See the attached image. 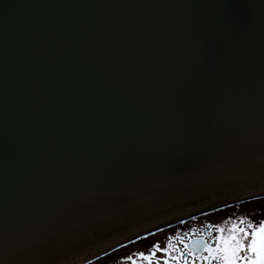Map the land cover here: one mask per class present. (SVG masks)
<instances>
[{
    "label": "water",
    "instance_id": "95a60500",
    "mask_svg": "<svg viewBox=\"0 0 264 264\" xmlns=\"http://www.w3.org/2000/svg\"><path fill=\"white\" fill-rule=\"evenodd\" d=\"M262 197L264 0H0V264Z\"/></svg>",
    "mask_w": 264,
    "mask_h": 264
},
{
    "label": "rangeland",
    "instance_id": "374dc122",
    "mask_svg": "<svg viewBox=\"0 0 264 264\" xmlns=\"http://www.w3.org/2000/svg\"><path fill=\"white\" fill-rule=\"evenodd\" d=\"M258 199H264V197L234 204L220 210L193 217L170 228L156 231L87 264H133V262L135 264H148L147 261L142 259L140 254L150 255L151 252L156 253L152 264H163L164 260H167L168 264H185V262L190 264V257L187 260H184L182 257L184 244L190 238L204 237L208 245L215 249L217 246L215 237H227L229 235L228 229L232 226L233 222L238 227L245 228L248 232L252 231V229L247 228L249 223L258 227L260 222L264 221V201L257 202L256 200ZM241 219L244 220L243 224L240 223ZM217 228H223L224 232H218ZM170 238L171 244L174 245L173 248H170L168 252L156 251V247L154 246L163 249L168 246ZM250 239L251 236L249 235L248 240ZM245 244H247V240ZM246 252L247 249L240 252L239 256H245ZM247 255L256 259L255 253L247 252ZM173 256H176L178 259L173 260ZM204 257H208V259H204ZM196 264H224V261L213 259L208 252H204ZM236 264H248V260H237Z\"/></svg>",
    "mask_w": 264,
    "mask_h": 264
},
{
    "label": "snow or ice",
    "instance_id": "6c2138e0",
    "mask_svg": "<svg viewBox=\"0 0 264 264\" xmlns=\"http://www.w3.org/2000/svg\"><path fill=\"white\" fill-rule=\"evenodd\" d=\"M240 223L243 224L244 220L241 219ZM247 228L252 229V231L248 232L245 228L238 227L237 224L233 222L232 226L228 229L229 235L227 237H215L217 241L215 249L205 244L204 250L207 251L213 259L223 260L224 264H236L237 260L243 259H247L248 264H264V221H261L258 227L249 223ZM217 231L223 233L224 229L217 228ZM249 235L251 236L250 240H248ZM246 240L247 244H245ZM154 247H156V251L168 252L170 248L174 247V245L171 244L170 238L167 247L163 249H160L157 246ZM185 247H187V245H185ZM245 249H247V252L255 253L256 259L248 256L247 252L245 256H239V253L245 251ZM155 254V252H151L150 255H144L141 253L140 256L143 260L147 261L148 264H152ZM129 259H131V257H129ZM172 259L176 260L178 258L173 256ZM204 259H208V257H204ZM133 264H135V262H133ZM163 264H168V261L164 260ZM185 264H187V262H185Z\"/></svg>",
    "mask_w": 264,
    "mask_h": 264
},
{
    "label": "flooded vegetation",
    "instance_id": "af4514ba",
    "mask_svg": "<svg viewBox=\"0 0 264 264\" xmlns=\"http://www.w3.org/2000/svg\"><path fill=\"white\" fill-rule=\"evenodd\" d=\"M183 253H184V251H183ZM201 255H202V254H201ZM201 255H200V256H197V257H195V258H191V257H190V253H188V254H187V259H188V257H190V260H191L190 263H192V264H196V262L200 259ZM187 259H186V260H187Z\"/></svg>",
    "mask_w": 264,
    "mask_h": 264
},
{
    "label": "trees",
    "instance_id": "16d2710c",
    "mask_svg": "<svg viewBox=\"0 0 264 264\" xmlns=\"http://www.w3.org/2000/svg\"><path fill=\"white\" fill-rule=\"evenodd\" d=\"M257 202H260V201H264V199H258L256 200ZM263 209H264V206H263Z\"/></svg>",
    "mask_w": 264,
    "mask_h": 264
}]
</instances>
